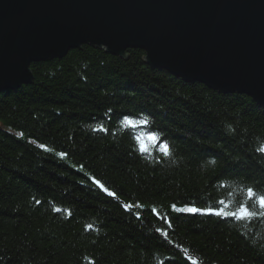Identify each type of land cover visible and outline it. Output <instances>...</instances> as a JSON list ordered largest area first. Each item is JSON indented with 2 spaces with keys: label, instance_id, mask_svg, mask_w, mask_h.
<instances>
[{
  "label": "trees",
  "instance_id": "trees-1",
  "mask_svg": "<svg viewBox=\"0 0 264 264\" xmlns=\"http://www.w3.org/2000/svg\"><path fill=\"white\" fill-rule=\"evenodd\" d=\"M144 56L84 45L0 94V264H264V210L243 191L264 194V107ZM241 202L257 215L180 211Z\"/></svg>",
  "mask_w": 264,
  "mask_h": 264
},
{
  "label": "water",
  "instance_id": "water-1",
  "mask_svg": "<svg viewBox=\"0 0 264 264\" xmlns=\"http://www.w3.org/2000/svg\"><path fill=\"white\" fill-rule=\"evenodd\" d=\"M84 45L264 107V0H0V94Z\"/></svg>",
  "mask_w": 264,
  "mask_h": 264
},
{
  "label": "snow or ice",
  "instance_id": "snow-or-ice-1",
  "mask_svg": "<svg viewBox=\"0 0 264 264\" xmlns=\"http://www.w3.org/2000/svg\"><path fill=\"white\" fill-rule=\"evenodd\" d=\"M145 123H147V121L136 122V121H133L130 119H125L123 121V124L130 125L132 127H137L138 124L143 125ZM94 130L105 131L103 126H101L99 129H94ZM143 139L144 138L140 137V136L136 137V142L138 145V151L141 154H144L147 151L146 144L142 142ZM147 139L149 141H152L153 143L157 142V137L155 135H150L147 137ZM258 150L260 152L264 153V146L260 147ZM159 151H160L161 155L164 157L170 156V154H171L170 145L169 144H160L159 145ZM61 155L63 156V154H61ZM210 163H214V161H211ZM94 183L99 184V182H97V181H94ZM100 187L103 188V185H100ZM104 191L107 193L108 196H115L114 193L108 191L107 189H104ZM243 191L245 192V195H246L249 202H255L258 205L259 209L264 210V194H259L253 187H248V188L244 189ZM219 203L223 205L225 202L220 201ZM123 206L126 210H130L133 208L132 204H125ZM135 207L139 208L140 205H135ZM225 207H226V205H225ZM180 211L191 213V214H196V213H199L202 215L211 214V215H215L217 217H235L236 219H239V220H243L247 217H254L257 215V213L250 211L249 207L246 206L243 202H241L239 204L237 211H233V212H226L223 208H221L219 210H214L212 208L201 209V208H197L194 206L187 207L184 209H180ZM261 214H264V213H261Z\"/></svg>",
  "mask_w": 264,
  "mask_h": 264
}]
</instances>
